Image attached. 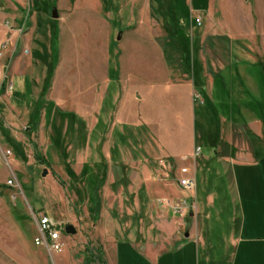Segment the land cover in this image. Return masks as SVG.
<instances>
[{"label": "crops", "instance_id": "crops-1", "mask_svg": "<svg viewBox=\"0 0 264 264\" xmlns=\"http://www.w3.org/2000/svg\"><path fill=\"white\" fill-rule=\"evenodd\" d=\"M53 3L59 18L55 20L51 17L57 23L58 30L62 29L61 36L66 33L65 57L60 70L67 63L80 64L81 60L85 61L82 59L86 57L85 54L83 57L78 56L83 50L78 46H75L76 51L72 48V45L78 44L77 37L84 34L97 36L89 44L93 48L88 51L95 50V59L102 51L103 69L105 63H108L105 50L110 52L111 37L117 31V27L110 21L119 17L114 12H105V5L99 0H54L51 6L46 0H0V48L4 49L3 53L7 57L13 56L8 73L14 84L11 96H4L0 101L6 104L8 100L14 106L10 107L11 114L7 115L9 120L0 114L6 130L2 139L9 141L18 150V156H21L20 149L33 143L35 149L37 148L36 152L43 158L47 155L40 151L49 149L50 157L53 158V154H59L62 148H68L73 136L74 140L80 138L79 134L81 137L87 135V139L83 137V142L74 140L72 143L75 147L83 144L81 172L84 166H93L97 171L89 170V175L75 174L74 179L78 183H85L83 193L77 191L75 194L94 197L98 193L94 191L95 182L104 181L101 186L106 198H118L121 204L119 209L127 215H137L139 221L134 224L133 216L125 220L120 215L112 216L111 212L116 211V208L110 210L106 205L102 208V201L98 196L101 209L96 222L92 210L88 214L92 213L94 223L81 221V218L75 216L59 220V223L75 228L76 234L73 236L78 235L79 229L83 234L79 237L63 238L65 247L60 254H51L45 248L38 247L28 264H50L47 256L52 258L53 264H86L87 250L91 248H100L107 264H216L212 263L214 249H210L211 255L208 257L201 255L203 248L207 245L213 246L210 241L213 233L206 221L210 220L209 212L215 206L209 202L215 196L228 197L235 194L240 199V218L230 228L228 239L225 238L226 245L233 249L226 264H264V125L261 121H256L248 126H240L221 119L220 131L209 127L203 129L214 153L205 157L201 164L198 161L202 153L194 161V149L201 147L196 135L195 105L198 102L195 97L203 99L205 94L206 97L212 96V88L208 93L200 81L197 84L188 78V69L182 77L179 71H169L166 88L162 90L157 87L155 79L146 76L141 80L134 75L130 79L132 85L145 83L141 93L135 86L125 90L122 87L120 90L117 108L112 113L114 120L117 126H124L125 131L137 130L143 126L147 128L149 136L155 140V153L150 155L147 163L138 161L132 155L123 156V149L119 151L115 161L109 154L115 132L114 126L107 131L105 125L107 114L109 117L111 113L103 106L105 88L102 83L105 84L107 78L102 83L98 79L86 78V86L83 81L77 80L81 85L78 89H73V79L70 80L61 71L56 75L54 71L47 102L52 100L55 108L52 111L42 109L39 127L36 131H31L29 123L33 106L44 91L45 81L50 73L44 56L56 49V45L50 41L54 24L49 22L48 14H42L46 9L51 10ZM131 5H139V8L128 21H136L139 27L131 28L127 33L128 46L139 51L143 47L150 48V59L153 61V54H157L160 63L162 59L167 70L166 59L158 48L160 46L146 27L151 22L150 0H131ZM206 10L202 7L201 11ZM118 14L122 17L120 12ZM70 37L76 38V42L70 40ZM132 38L135 40H131ZM100 44L103 46L102 50L99 48ZM156 45L158 47L155 50ZM97 60L100 63V57ZM251 60L257 61L256 58ZM5 64V59L1 60L0 69ZM208 76L210 77V73L205 77L209 78ZM72 101L77 102V110L73 111L78 116L73 121L69 118L73 114L72 110L62 108L58 111L63 106L69 108ZM68 125L73 135L68 132ZM19 126L25 130L23 134L19 133ZM75 128L77 130L74 132ZM106 131L109 133L106 134ZM130 143L129 140L127 144ZM0 149L2 150L1 146ZM95 149L101 150L97 158L91 156ZM1 153L6 157V152ZM200 166L207 205L198 206L193 202L189 205L188 196L191 199L192 194L183 191L178 185L180 169L188 167L195 174L196 194V174L197 167ZM106 167L111 172L108 176L105 174ZM137 182L138 188L135 187ZM152 186L158 187L157 194L151 192ZM130 198L131 202L126 205ZM155 198H159L158 203H155ZM184 201L187 209L180 215L174 207ZM41 214L43 213L38 215ZM200 217L204 221L202 226L199 225ZM206 235H209L208 240ZM8 247L11 251L12 246ZM0 264H9L6 255H2Z\"/></svg>", "mask_w": 264, "mask_h": 264}, {"label": "rangeland", "instance_id": "rangeland-1", "mask_svg": "<svg viewBox=\"0 0 264 264\" xmlns=\"http://www.w3.org/2000/svg\"><path fill=\"white\" fill-rule=\"evenodd\" d=\"M46 1L51 6V2L54 0ZM99 1L105 5V12H114V15L119 17L117 20L111 19L110 21L112 25L117 27V31L111 37L110 52L105 50L108 63H105L104 69L101 63L102 51L98 54L100 63L97 60L99 57L94 58L93 52L95 50L88 51L91 47L93 48L89 44H92L93 39L97 36L84 34L82 37H77L78 44L72 45V48L76 51L75 46H78L80 50H83L78 56L83 57L85 54L86 57L82 58L85 61L81 60V65L79 63H67V66L64 65V68L60 70L61 62L65 57L66 33L61 36L62 29L58 30L57 23L51 17V11L55 7L54 3L51 10L46 9V12H42L44 15L48 14L49 22L54 24L50 41H53L56 49L52 52L53 54L44 56L45 63L49 64L50 73L49 78L45 81V89L41 96L36 99L34 106L40 105L41 109L46 111H52L55 108V103L52 100L47 102L54 71H56V75L61 71V74L69 77L70 80L73 79L75 81L73 89H78L81 85L77 83V80L83 81L85 84L86 78L88 80L98 79L102 83L103 79L107 78L108 81L105 80V84L102 83V87L105 88L103 106L111 113L109 117L107 114L105 125L107 131L114 126L113 132H115L112 138V153L109 152V154L115 161L119 151L123 149V156L132 155L138 161L147 163L155 150L153 144L155 140L151 135L149 136L150 133L147 128L143 126L137 130L125 131L126 128L117 126L114 120L112 113L117 108L120 90L122 87L125 90L127 87L135 86L139 88L138 91L141 93L145 83L132 85L130 79L133 75L140 77L141 80L145 79L146 76L155 79L157 87L162 90L164 87L166 88L169 71H179L182 77L186 71L184 66H189L187 68L189 71V74L187 73L188 78L193 79L197 84L200 81L208 93L212 88V96L206 97L205 94L203 99H199L198 104L195 105L196 135L202 148L199 164L205 157H210L214 153V149L207 139L208 136L203 131L204 128L209 127L212 130L220 131L219 121L221 119L228 121L229 124L240 126H248L256 121H261L264 125V0H181L180 3L185 5L187 16L181 22L180 33L185 36L179 43L175 42L178 38H169L165 31L167 19L163 11L166 8H158V5L155 4L152 9L150 5L151 22L146 27L152 32L155 42L160 46L156 45L154 49L156 50L158 47L159 51L162 52V56L168 65L167 70L162 59L160 63V57L157 54H153V61L150 59V48L143 47L139 51L137 48L133 49V46H128L129 37L127 33L131 28L139 27L136 21H128V19L132 15L135 16L139 5L133 7L131 0ZM202 7L207 10L201 11ZM119 12L122 17L119 16ZM191 13H197L202 17L203 25L201 28H196L191 24ZM119 37L120 40H118ZM75 39L70 37L73 42H76ZM131 40L135 39L132 38ZM186 42L189 46V51H187L189 57H187L188 54H180L181 48ZM125 45L128 48H125ZM102 47L100 44V50ZM145 55L146 57H144ZM255 58L257 59L256 62L251 60ZM141 66L143 67L140 68ZM208 73L213 80L209 76V78L205 77ZM115 99L116 103H114ZM4 104L0 102V114L8 119L7 115L11 114L12 111L10 107L13 108L14 106L12 102L9 104L8 100ZM69 105V108L63 106L58 110L62 108L72 110L73 114L69 118L71 121L77 120V113L73 111L77 110L75 107L77 102L72 101ZM3 122L0 116V146L2 148V150L0 149V239L3 240V244L0 245V259L2 255H6L9 264H28L39 249L35 246L34 240L38 235L36 217L40 212L56 222L75 216L78 219L81 218V221L94 223L92 213L88 214L93 206V196L76 195L77 191L83 193L82 189L85 188L83 187L85 183L79 182V184L74 177L76 173L89 175V170L96 172L97 169L93 166H84L81 172L83 144L75 147L76 145L72 143L74 140L83 142V137L87 139V135L81 137L82 135L79 134L78 137L80 138L74 140L75 136H73L71 139L72 146L70 147V143L68 148H62L59 154L52 155L53 158L50 157V149L40 151L42 154H46L48 160L51 161L50 163L46 160L47 157L43 155L46 159L45 163H42L35 159L37 148L35 149L33 143H30L25 149H20L21 156H18V150L14 149L9 141L2 139V134L6 132L3 128L5 122ZM19 128V133L23 134L25 130L22 126ZM76 130L77 128L74 132ZM107 131L106 134L109 133ZM68 132L71 135L74 134L69 125ZM129 140L131 143L128 145ZM1 151H9L11 155L4 157ZM99 152L101 150L95 149L91 156L97 158L100 156ZM148 163L150 162L148 161ZM69 169L72 171V175L69 173ZM46 171L47 175L44 176ZM108 173L111 172L106 167L105 174L108 176ZM196 175L198 190L196 194H192L191 199L188 196V204L193 202L198 206H206L208 200L204 195L201 166L197 167ZM77 178L80 179V177ZM103 183L105 182H95L96 187H98L97 196L102 201V208L103 205L109 207L110 210L115 207L116 211H112L111 215L115 217L120 215L124 220L132 217L133 214L127 215L126 212L119 209L121 204L118 198V201L112 196H110V200L106 198L102 191L101 185ZM135 184V187L138 188V182ZM157 188L152 186L151 192L157 194ZM90 193L92 194V191ZM16 194L19 195V199L14 201L12 197ZM158 199L155 198V203H158ZM128 200L126 205H129L132 199ZM209 203L215 206L209 212L210 220L206 221L213 233V236H210L213 246L207 245L202 249L201 255L208 257L211 255L210 249H214L212 250V263L226 264V259L233 249L226 245L225 238L228 239L230 228L234 226V222L239 221L240 199L236 194L228 197L222 195L215 196V199L213 198V201ZM51 210L55 214H52ZM132 218L134 224L139 221L137 215ZM203 222L200 217L199 225L202 226ZM65 228L66 225L62 232L64 239L79 237L83 234V231L79 229L78 235H68ZM208 236L206 235L207 240ZM217 242L220 244H216ZM8 245L12 246L11 251ZM47 259L50 264H53L51 257L47 256Z\"/></svg>", "mask_w": 264, "mask_h": 264}, {"label": "built area", "instance_id": "built-area-1", "mask_svg": "<svg viewBox=\"0 0 264 264\" xmlns=\"http://www.w3.org/2000/svg\"><path fill=\"white\" fill-rule=\"evenodd\" d=\"M191 24L196 28H201L203 25L202 17L197 13H191ZM4 49L0 48V61L5 59L6 64L4 68L0 69V100L4 96H11L14 91V84L8 73L11 60L13 56L7 57L3 52ZM27 53V52H26ZM199 97H195V101H199ZM202 153L201 147H195L193 152V159L196 161ZM6 156L11 155V152L7 151ZM181 177L179 178V187L189 193L193 194L196 190V176L191 173L188 167H183L180 169ZM19 199V195H14L12 200L16 201ZM175 211L180 215H183L187 209V203L184 201L183 204H177L174 207ZM38 235L34 240L36 247H43L48 250L51 254H60L64 247L63 241V229L64 224L56 222L55 220L46 216V214L38 215L36 218Z\"/></svg>", "mask_w": 264, "mask_h": 264}, {"label": "trees", "instance_id": "trees-1", "mask_svg": "<svg viewBox=\"0 0 264 264\" xmlns=\"http://www.w3.org/2000/svg\"><path fill=\"white\" fill-rule=\"evenodd\" d=\"M181 0H150L152 9L154 5H158V8L164 9L166 8L163 13H165V18L167 19V23L165 24V31L168 34V37L171 39L178 38L175 42H180L181 39L185 36L184 34H181V27H182V20L186 18L187 12L185 9V5L180 3ZM185 52H182V51ZM187 51H189L188 42L181 48L180 54L184 53L188 54ZM189 57V54L187 55ZM182 65V64H181ZM189 68V66H184ZM59 111V110H58ZM41 112L42 109L40 105H35L33 107L32 112V118L29 123V127L31 131H36L40 124L41 119ZM112 153V150H111ZM35 159L39 162L45 163L44 158L41 156L40 153L35 152ZM69 173L72 175V171L69 169ZM95 192H98V187H95ZM93 206L91 207V210L95 213V222L97 221L99 215H100V199L97 195H95L92 199ZM86 264H107L104 259V252L100 248H91L87 250V257H86Z\"/></svg>", "mask_w": 264, "mask_h": 264}, {"label": "water", "instance_id": "water-1", "mask_svg": "<svg viewBox=\"0 0 264 264\" xmlns=\"http://www.w3.org/2000/svg\"><path fill=\"white\" fill-rule=\"evenodd\" d=\"M52 17L55 20L59 18V14H58L56 8H54L52 10ZM118 40H120V37L118 38ZM46 175H47V171L44 173V176H46ZM65 231H66L67 234H70V235H75L76 234V230H75V228L72 225H67L66 228H65Z\"/></svg>", "mask_w": 264, "mask_h": 264}]
</instances>
